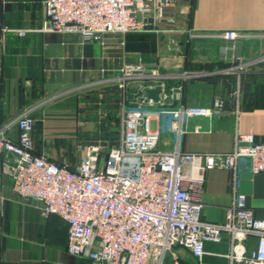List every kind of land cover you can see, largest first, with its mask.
<instances>
[{"label": "crops", "instance_id": "crops-1", "mask_svg": "<svg viewBox=\"0 0 264 264\" xmlns=\"http://www.w3.org/2000/svg\"><path fill=\"white\" fill-rule=\"evenodd\" d=\"M46 1L0 0V135L6 139L19 141L20 131L13 124L30 112L34 154L62 166L75 169L80 164V158L63 157L74 155V145L85 135L108 141L116 133L118 142L108 144L107 150L118 145L124 107L148 97L142 87L156 88L145 81L120 88L119 70L139 62L163 73L169 87H182L176 105L210 106L217 98L226 102L218 118L186 120L179 140L162 132L161 149L228 153L238 133L264 139V61H259L264 57V0H180L172 11L175 24L155 25L152 33L163 34L162 39L130 34L119 44L110 38L84 43L79 35L45 30ZM226 30L248 35L236 41L202 35ZM190 32L201 35L192 39ZM145 43L156 50L147 60L141 55ZM244 61L253 64L233 70ZM84 123L86 128L79 127ZM153 125L160 129L159 120ZM87 150L82 147L84 156ZM15 159L0 157V264H93L67 253L68 227L60 217H45L41 203L24 202L17 195L6 173ZM185 175L203 178V220L225 222L237 192L247 196L255 217L264 219V172L253 174L245 161L237 170L199 174L186 165ZM246 247L255 250L257 238L249 237ZM204 250L202 264H229L230 234L220 243L206 242ZM175 252L182 264L196 260L188 249Z\"/></svg>", "mask_w": 264, "mask_h": 264}, {"label": "built area", "instance_id": "built-area-1", "mask_svg": "<svg viewBox=\"0 0 264 264\" xmlns=\"http://www.w3.org/2000/svg\"><path fill=\"white\" fill-rule=\"evenodd\" d=\"M180 0H47L45 30L79 35L84 43L103 42L109 33L127 35L149 30L157 23L175 22L173 9ZM228 30V41L244 38ZM228 48H226V51ZM259 61H264L260 57ZM253 62H239L244 71ZM137 79L152 81L158 100L138 99L123 109V137L107 150L90 146L75 169L34 154L30 112L14 122L19 141L0 135V157L15 156L6 169L24 202L43 205L45 217L56 215L68 227L67 253L93 264H182L176 249L191 251L202 264L206 242L220 243L231 236L229 264H264V219L255 217L247 196L237 192L223 223L202 219L203 178L185 175L186 165L199 174L217 168L237 170L242 161L253 174L264 172V139L238 133L228 153H184L160 148L162 132L177 140L183 123L192 117L218 118L225 100L210 106L176 105L182 87H169L158 70L125 65L119 70L120 88ZM146 89H154L153 87ZM160 121V129L154 128ZM199 130V128H197ZM257 238L249 252L246 241Z\"/></svg>", "mask_w": 264, "mask_h": 264}, {"label": "rangeland", "instance_id": "rangeland-1", "mask_svg": "<svg viewBox=\"0 0 264 264\" xmlns=\"http://www.w3.org/2000/svg\"><path fill=\"white\" fill-rule=\"evenodd\" d=\"M189 1H193V0H189ZM175 18V17H174ZM172 24H175V22L174 23H172ZM150 31V32H149ZM155 31V27H153L152 29H149V30H147V31H142V32H135V33H132V34H150L151 36H153V37H149V38H152L153 40H154V42L155 41H157V40H160V39H162L163 38V34H161V36H157V33H152V32H154ZM226 31H228V30H226ZM226 31H223V32H226ZM233 31V30H232ZM223 32H220V33H204V34H202V35H204V36H215V37H221V35H222V33ZM244 35H248L247 34V32H242ZM201 34H200V32H198V33H196V32H190L189 33V35L188 36H190V38H197L198 36H200ZM125 36L126 35H121V34H115V33H109V34H105L104 35V38L103 39H105V38H110V42H113L114 44L115 43H118L119 44V42L121 43V41L125 38ZM245 36V37H246ZM226 40V39H225ZM154 44V43H153ZM155 45H148L147 43H145V45L144 46H142V48H141V55H142V57L145 59L146 58V60L149 58V57H153L154 55H155V53H156V50H155V47H154ZM226 48H228V47H225V49ZM145 62V61H144ZM128 65H133V66H139V67H141V68H144V69H148L144 64H143V62H139L138 64H134V63H132V64H128ZM159 72V71H158ZM160 74H163V73H161L160 72ZM146 82V83H150V82H152V81H147V80H142V79H137V80H134V81H132V82H136V83H140V82ZM129 83V82H128ZM167 85H168V83H166ZM168 86H170V85H168ZM178 86H180V85H178ZM178 86H174V88L175 87H178ZM171 88H173V87H171ZM79 127H84V128H86L85 127V123L84 124H81V125H79ZM93 137V138H92ZM90 136V135H85L84 137H82V139H80L79 141H77V143L74 145L75 146V148H76V152L74 153V155H71V156H67V157H63V158H65L66 160H69V161H71V160H73V159H76V160H78L79 158L80 159H82L83 157H84V154L82 153V147H85L86 148V150H87V148H89L90 146H94V145H97V146H100L101 147V152H100V156L103 158H105V156H106V152H107V146H108V144H110V143H113V142H118L117 141V138H119V135H116V133H115V136L113 137V139H111V140H105V141H99L97 138H95L94 136ZM77 258V257H76ZM77 259H80V260H83V258H77ZM85 260V259H84ZM193 264H199L196 260L193 262Z\"/></svg>", "mask_w": 264, "mask_h": 264}, {"label": "water", "instance_id": "water-1", "mask_svg": "<svg viewBox=\"0 0 264 264\" xmlns=\"http://www.w3.org/2000/svg\"><path fill=\"white\" fill-rule=\"evenodd\" d=\"M149 22L151 23V26H149L148 29H152L153 28V19H150ZM146 93H147V95H148L149 98L154 99L155 101L158 100L159 90L157 88H154V89H146Z\"/></svg>", "mask_w": 264, "mask_h": 264}, {"label": "trees", "instance_id": "trees-1", "mask_svg": "<svg viewBox=\"0 0 264 264\" xmlns=\"http://www.w3.org/2000/svg\"><path fill=\"white\" fill-rule=\"evenodd\" d=\"M130 34H132V33H130ZM130 34H127V35H130Z\"/></svg>", "mask_w": 264, "mask_h": 264}]
</instances>
